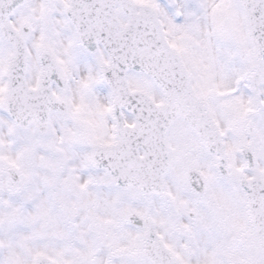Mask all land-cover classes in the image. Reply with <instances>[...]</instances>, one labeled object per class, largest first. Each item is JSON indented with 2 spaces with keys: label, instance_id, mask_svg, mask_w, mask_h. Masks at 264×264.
Returning a JSON list of instances; mask_svg holds the SVG:
<instances>
[{
  "label": "snow or ice",
  "instance_id": "obj_1",
  "mask_svg": "<svg viewBox=\"0 0 264 264\" xmlns=\"http://www.w3.org/2000/svg\"><path fill=\"white\" fill-rule=\"evenodd\" d=\"M0 264H264V0H0Z\"/></svg>",
  "mask_w": 264,
  "mask_h": 264
}]
</instances>
